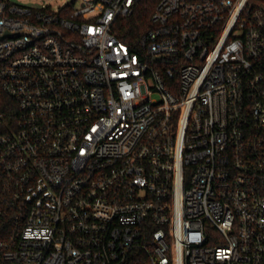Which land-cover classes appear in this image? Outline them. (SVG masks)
Listing matches in <instances>:
<instances>
[{"label":"built area","instance_id":"obj_1","mask_svg":"<svg viewBox=\"0 0 264 264\" xmlns=\"http://www.w3.org/2000/svg\"><path fill=\"white\" fill-rule=\"evenodd\" d=\"M141 1L0 0V264H264V0Z\"/></svg>","mask_w":264,"mask_h":264},{"label":"trees","instance_id":"obj_2","mask_svg":"<svg viewBox=\"0 0 264 264\" xmlns=\"http://www.w3.org/2000/svg\"><path fill=\"white\" fill-rule=\"evenodd\" d=\"M73 3L68 5V9L72 8ZM156 0H142L135 13L126 19L118 20L117 35L123 40L133 42L141 35L144 30L151 26L150 17L155 9ZM144 254L142 252L134 253L125 264H146Z\"/></svg>","mask_w":264,"mask_h":264},{"label":"rangeland","instance_id":"obj_3","mask_svg":"<svg viewBox=\"0 0 264 264\" xmlns=\"http://www.w3.org/2000/svg\"><path fill=\"white\" fill-rule=\"evenodd\" d=\"M18 4L28 5L32 7L50 6L56 10L60 6L66 4L70 0H12Z\"/></svg>","mask_w":264,"mask_h":264}]
</instances>
